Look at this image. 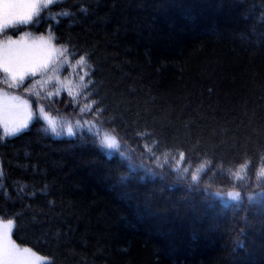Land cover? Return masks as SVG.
Wrapping results in <instances>:
<instances>
[{
  "label": "trees",
  "instance_id": "1",
  "mask_svg": "<svg viewBox=\"0 0 264 264\" xmlns=\"http://www.w3.org/2000/svg\"><path fill=\"white\" fill-rule=\"evenodd\" d=\"M37 12L0 32L60 49L19 86L0 72L33 114L18 135L0 128L12 242L46 264H264V0Z\"/></svg>",
  "mask_w": 264,
  "mask_h": 264
},
{
  "label": "rangeland",
  "instance_id": "2",
  "mask_svg": "<svg viewBox=\"0 0 264 264\" xmlns=\"http://www.w3.org/2000/svg\"><path fill=\"white\" fill-rule=\"evenodd\" d=\"M9 2L17 3V4H27V3L36 2V0H9ZM0 3H3V0H0ZM43 8L45 7H43L42 3H38L37 9L35 10H31L28 8H15L10 10V14L7 18L3 15L2 12H0V32L9 26L26 23L27 20L22 21V17H25L26 14H28L30 11L32 12V16H33L35 12L40 11ZM15 42L16 43L12 45H9L8 43H4L0 45V61L3 60V57L5 55V50L8 47H10L13 51L23 50L24 52L28 53L29 66L44 64L47 67L54 60V58H56L60 54V49L48 39H36V40L25 39ZM0 72L4 73L2 70H0ZM13 97L17 99H13ZM40 111H41V116L45 120L48 127L51 130L53 127H55L56 131L55 132L52 131V132L56 134L55 135L56 137H61V136L69 137L68 129L65 131L58 132L56 126V120L53 117H51L48 113L44 112L42 109ZM32 120H33V114L31 111V106L26 99L18 97L17 95L9 94L8 92L3 90L0 91V128L3 132H4L5 123H7L9 128H12L17 124H19L20 122L26 121L29 127ZM28 127L26 129H28ZM26 129H23L18 134L25 131ZM74 135L75 133L73 134V136ZM106 137L115 138L117 144L119 145V148L109 149L105 143ZM102 143L104 147L109 151H116L119 150L121 147L120 141L112 134L104 133L102 138ZM228 195L233 199L239 198V196L234 193H229ZM6 224H8V222L0 221V248H3L5 250L3 254H0V264H3V259L7 258L6 250L13 245H14L13 258L15 259L17 264H46L48 262L47 258L37 255L32 250L27 248H20L16 246L11 240V236H10L11 227H4V225Z\"/></svg>",
  "mask_w": 264,
  "mask_h": 264
},
{
  "label": "snow or ice",
  "instance_id": "3",
  "mask_svg": "<svg viewBox=\"0 0 264 264\" xmlns=\"http://www.w3.org/2000/svg\"><path fill=\"white\" fill-rule=\"evenodd\" d=\"M38 3H42L43 7L47 8L48 5L53 3V0H36V2L33 3H27V4H17L9 2V0H3V3H0V12L3 13V15L7 18L10 14V10L15 8H28L31 10L37 9ZM36 15L38 16L39 13L37 12ZM32 20V12L30 11L28 14H26L25 17H22V21ZM15 41L9 40L8 44L12 45L15 44ZM29 54L24 52L23 50H15L13 51L10 47L6 48L5 55L3 57V60L0 61V70H2L5 73V79L4 83L8 85V87H16L20 84H23L24 79L26 76L31 75L35 76L37 74V71L46 67V65H32L29 66L28 63ZM13 99H17L13 97ZM79 126V125H78ZM28 127V124L26 121H22L16 126L9 128L7 123H5L4 132L6 136H15L23 129H26ZM52 131L55 132V127L52 128ZM73 129L71 127L68 128V136H73ZM0 139H3L0 137ZM105 143L109 149H115L119 148V145L117 144V141L115 138L106 137ZM0 176H2V172H0ZM195 179V177L193 178ZM12 222L9 221L8 224L4 225V227H11ZM13 249L14 245L11 246L9 249L6 250L7 258L3 259V264H17L15 259L13 258ZM5 250L3 248H0V254H3Z\"/></svg>",
  "mask_w": 264,
  "mask_h": 264
}]
</instances>
